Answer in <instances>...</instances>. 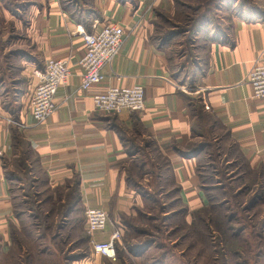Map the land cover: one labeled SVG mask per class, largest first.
Segmentation results:
<instances>
[{"label": "crops", "instance_id": "0c3cea01", "mask_svg": "<svg viewBox=\"0 0 264 264\" xmlns=\"http://www.w3.org/2000/svg\"><path fill=\"white\" fill-rule=\"evenodd\" d=\"M36 2L24 13L16 41L28 44L17 52L19 77L9 91L0 86V264H166L153 259L150 246L133 242L125 221L145 203L128 173L142 155V166L154 163L152 153L163 161L176 188L174 199L188 215L218 201L215 195L223 189L199 168L209 151H223L217 154L227 166L243 164L256 177L254 186L264 188V100L246 82L264 50V0L254 14L242 9L207 28L198 55L177 64L160 44L165 33L158 26L162 12L175 10L174 0ZM5 13L0 9V22ZM107 24L123 29V45L104 69V82L81 91L83 36ZM14 27L19 30L17 23ZM51 59H69L71 75L56 92L55 113L35 126L29 95ZM133 86L144 89L143 112H95L94 94ZM193 151L202 152L184 156ZM207 160L203 166L211 168ZM26 180L46 188L48 197L37 203L49 207L44 213L17 210L13 186L24 191ZM92 208L105 211L108 222L104 231L89 234L84 213ZM261 219L263 227L253 235L259 240L264 215ZM116 230L121 236L115 258L95 254L90 241L108 242ZM243 230L239 239L248 241ZM255 239L225 248L223 264H264V242L252 244Z\"/></svg>", "mask_w": 264, "mask_h": 264}, {"label": "rangeland", "instance_id": "374dc122", "mask_svg": "<svg viewBox=\"0 0 264 264\" xmlns=\"http://www.w3.org/2000/svg\"><path fill=\"white\" fill-rule=\"evenodd\" d=\"M178 1L181 3L180 7L175 6L171 13L162 12L164 18L158 19L162 34L179 33L168 48V54L173 56L175 64L198 55L203 47L202 37L208 32L206 30L204 34L199 33L204 25L208 29L211 26L217 27L221 25L222 20L238 15L242 9L254 14L258 8L263 7V0H228L226 4L223 0ZM36 3V0H0V9L6 12L5 18L1 17L3 21L0 22V86H5L2 89L11 90L19 77L17 52L22 46L28 47V44L20 45L16 44V41L22 37L23 28H20V25L25 20L24 13ZM231 4L235 5L234 8ZM16 23L19 30L14 27ZM214 145L217 146V141ZM218 152L224 154L223 151H209L206 160L202 158L199 162V168L202 166L204 173L213 177V180L216 179L219 187L223 188L220 195H215L219 201H210L208 204L217 206L214 210L209 206L192 215H188L185 207L175 201L176 188L173 187L169 170H165L166 166L158 155L152 153V165L142 166L144 160L140 159L143 155L136 163L133 174L139 186L137 189L140 192L144 190L147 198L144 206L136 209V216L126 217L125 221L130 224L129 233L133 242L137 245H148L154 250L153 259L166 264H223V250L229 246L225 243L228 242L227 227L231 229L230 235H234L240 228L245 229L243 237L248 239L246 242L251 238H256L252 244L264 242V236L262 240L253 236L263 227L261 218L264 215V188L254 186L256 177L249 173L243 164L232 163L227 166L223 158L218 156ZM207 158L213 161L211 168L203 166L206 165ZM162 166L164 170L160 171ZM17 186L15 184L13 187L15 205L19 212L30 210L33 213H44L49 209L47 205L37 204L38 201L45 202L48 197L46 188L40 183L26 180L24 191L18 190ZM38 191L46 194L37 195ZM232 216L234 217L230 219ZM227 220L230 221L229 225ZM241 234L239 231L238 235ZM67 255L66 253L65 256ZM249 255L250 252L245 257L249 258ZM45 262L47 263V260ZM45 262L42 261V264Z\"/></svg>", "mask_w": 264, "mask_h": 264}, {"label": "built area", "instance_id": "2783aa9c", "mask_svg": "<svg viewBox=\"0 0 264 264\" xmlns=\"http://www.w3.org/2000/svg\"><path fill=\"white\" fill-rule=\"evenodd\" d=\"M124 40V31L121 27L107 24L95 33L83 36L84 52L78 60L81 82L79 89L89 91L92 87L100 86L105 79L104 69L111 64L119 53ZM71 75L69 59H51L45 63L39 80L29 95L27 109L35 126L47 123L57 109L54 97L58 88ZM246 82L251 87L253 96L264 100V50L257 57ZM190 92L195 91L189 89ZM93 104L96 113L105 116L117 115L121 112L141 113L144 110V89L141 86L108 87L103 92L93 95ZM21 129H26L22 123H13ZM85 226L89 234L105 230L108 215L98 208L86 209ZM120 230H116L108 242L96 243L91 241L95 254L107 259L115 258V241L120 238Z\"/></svg>", "mask_w": 264, "mask_h": 264}, {"label": "trees", "instance_id": "16d2710c", "mask_svg": "<svg viewBox=\"0 0 264 264\" xmlns=\"http://www.w3.org/2000/svg\"><path fill=\"white\" fill-rule=\"evenodd\" d=\"M175 1V4H176V6L178 7L179 5L181 6V3L178 1V0H174ZM223 2L224 3H227L228 2V0H223ZM208 27L207 26H203V27H201L200 29H207ZM208 30V29H207ZM202 31V30H201ZM201 31L199 32V33H201ZM204 32H206V30H204ZM204 32H203V34H204ZM177 34H179V33H174V32H170V33H166V34H164L162 37H161V41H160V44L161 45H167L168 47H171L172 46V44H173V42H174V39H175V37L177 36ZM196 34H198V33H196ZM200 152H202V151H193L192 153L190 152V154H184V156H186V157H189V158H194V157H197L198 156V154H200ZM131 168H134V166H131ZM131 168H129V170H128V173H129V176H130V179H131V181H130V184L131 185H133V184H136V186H137V183H136V180L134 179H132V176H134V174H133V170H131ZM205 174V173H204ZM142 195L143 196H145L146 198H147V194L144 192V190L142 191ZM220 195V194H219ZM219 201V200H218ZM212 202H217V201H212ZM213 210L215 209V206H217V204L216 205H209ZM209 208V207H208ZM185 209V211L187 212V210H186V208H184ZM207 209V208H206ZM205 210V209H204ZM202 212V211H201ZM210 217V215H208V217L207 218H209ZM234 216H232V217H230V219L231 218H233ZM201 218V217H200ZM203 219L201 218V221H202ZM203 222V221H202ZM226 223H227V225H229L230 224V221L229 220H227L226 221ZM231 228V227H230ZM227 229V236H228V242H225L226 244H228L229 246L230 245H233V244H240V243H243V242H246V241H240V239H239V237H240V235H238V233L239 232H235L234 233V235H230V230L231 229H229V227H227L226 228ZM223 236H224V233H223ZM225 237V239H226V236H224ZM145 246V245H144ZM148 246V245H147ZM144 248V247H143ZM225 250V249H224ZM224 250H223V253H224Z\"/></svg>", "mask_w": 264, "mask_h": 264}]
</instances>
